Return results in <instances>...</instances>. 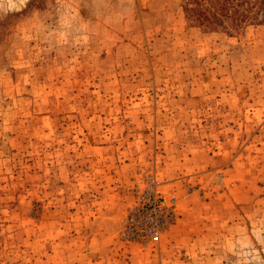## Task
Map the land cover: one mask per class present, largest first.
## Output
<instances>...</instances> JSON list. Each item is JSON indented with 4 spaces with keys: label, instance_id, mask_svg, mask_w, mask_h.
<instances>
[{
    "label": "rangeland",
    "instance_id": "374dc122",
    "mask_svg": "<svg viewBox=\"0 0 264 264\" xmlns=\"http://www.w3.org/2000/svg\"><path fill=\"white\" fill-rule=\"evenodd\" d=\"M148 186L154 245L124 234ZM0 264H264V23L0 0Z\"/></svg>",
    "mask_w": 264,
    "mask_h": 264
},
{
    "label": "built area",
    "instance_id": "2783aa9c",
    "mask_svg": "<svg viewBox=\"0 0 264 264\" xmlns=\"http://www.w3.org/2000/svg\"><path fill=\"white\" fill-rule=\"evenodd\" d=\"M177 199L148 186L126 218L124 234L134 241L158 244L176 213Z\"/></svg>",
    "mask_w": 264,
    "mask_h": 264
},
{
    "label": "trees",
    "instance_id": "16d2710c",
    "mask_svg": "<svg viewBox=\"0 0 264 264\" xmlns=\"http://www.w3.org/2000/svg\"><path fill=\"white\" fill-rule=\"evenodd\" d=\"M184 7L192 20L211 30L264 23V0H184Z\"/></svg>",
    "mask_w": 264,
    "mask_h": 264
},
{
    "label": "clouds",
    "instance_id": "9594fccd",
    "mask_svg": "<svg viewBox=\"0 0 264 264\" xmlns=\"http://www.w3.org/2000/svg\"><path fill=\"white\" fill-rule=\"evenodd\" d=\"M25 2V0H21V3H24Z\"/></svg>",
    "mask_w": 264,
    "mask_h": 264
}]
</instances>
